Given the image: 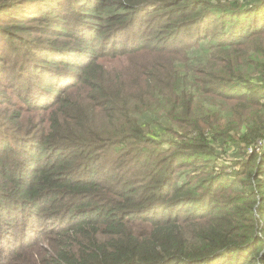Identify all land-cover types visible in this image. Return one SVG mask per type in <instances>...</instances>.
<instances>
[{"label":"trees","instance_id":"obj_1","mask_svg":"<svg viewBox=\"0 0 264 264\" xmlns=\"http://www.w3.org/2000/svg\"><path fill=\"white\" fill-rule=\"evenodd\" d=\"M0 12V264H264V0Z\"/></svg>","mask_w":264,"mask_h":264},{"label":"rangeland","instance_id":"obj_2","mask_svg":"<svg viewBox=\"0 0 264 264\" xmlns=\"http://www.w3.org/2000/svg\"><path fill=\"white\" fill-rule=\"evenodd\" d=\"M47 4L48 3L46 1H44L38 6V8L45 7V6H47ZM1 20L2 21H6V19L3 17V12H0V22H2ZM35 23H37V21L30 22L25 27L31 26V25H33ZM213 23H212V25H213ZM145 29H147V28L145 27ZM0 36H1V34H0ZM22 36H24L25 38H28L29 39L28 41H30L31 37H33V36H35L36 38L41 40L40 33L39 34L38 33H33L32 31H28L27 33H22ZM6 39H10V38H6ZM39 40H37V41H39ZM0 41L2 42L1 38H0ZM28 41H25V40L16 41V40H14L13 46L10 47V46L7 45L5 47V49L2 50V52L0 51V55L3 56V59L5 60V62H3V63H2V61H0V66H2V68L5 69V70H13L14 71L15 67L18 65L17 71L19 72L21 70L22 64L24 65V59H21V57L26 53V51H25L26 43L23 44V45H21V43L22 42H28ZM163 45H165V43ZM109 49H110V47H109ZM39 71H40V69H39ZM1 73H2V69H0V92H3L4 89L10 91L9 84L3 83L6 80V77L3 74H1ZM31 73H32V70H31ZM253 76H254V78H256L257 74H253ZM1 96H2V94H0V97ZM14 101H15V99L13 100V102ZM12 104H14V103H12ZM12 104L3 105V106L0 107V116L2 117V118H0V127H3L1 123H6L7 126L4 127V129L6 130L7 128H9L10 132L15 133L14 130L12 129V128H14L13 125L8 121V119H6L4 117L5 115H7L8 111H14V108H12V106H11ZM4 109H6V110H4ZM2 141H3L2 138H0V146H2L1 145ZM12 143H13V145H17L13 141H12ZM259 214H260V212L258 210V211H256L255 216H258ZM225 259H229V257L225 256L224 258L217 260L215 263L216 264H221V262L223 260H225Z\"/></svg>","mask_w":264,"mask_h":264}]
</instances>
